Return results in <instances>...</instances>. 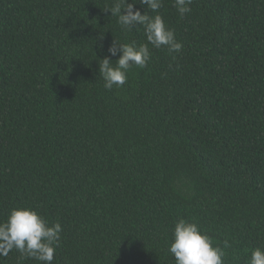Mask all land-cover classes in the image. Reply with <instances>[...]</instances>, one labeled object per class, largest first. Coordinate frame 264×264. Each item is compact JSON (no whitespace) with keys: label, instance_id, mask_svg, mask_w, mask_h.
<instances>
[{"label":"trees","instance_id":"trees-1","mask_svg":"<svg viewBox=\"0 0 264 264\" xmlns=\"http://www.w3.org/2000/svg\"><path fill=\"white\" fill-rule=\"evenodd\" d=\"M113 3L0 0V222L17 207L59 222L52 264H175L183 218L246 264L264 248V0H192L183 16L163 0L181 52L149 44L108 90V47L147 43ZM0 264L43 262L13 249Z\"/></svg>","mask_w":264,"mask_h":264},{"label":"clouds","instance_id":"clouds-1","mask_svg":"<svg viewBox=\"0 0 264 264\" xmlns=\"http://www.w3.org/2000/svg\"><path fill=\"white\" fill-rule=\"evenodd\" d=\"M137 3L146 6L149 11L142 14L135 8ZM191 4L192 0H173V6L181 16L191 11ZM162 5L163 0H114L111 6L105 8L111 12V16L117 17L118 24L125 31H131L136 24L143 26L147 40V43L139 46L134 42L117 44L114 40L108 47L110 55L98 62L106 89L122 87L127 82V73L131 67L147 66L151 59L149 44L157 49L166 47L170 53L181 52L182 42L175 38V33L166 27L159 14ZM116 56L118 59L113 65L110 57ZM61 232L62 225L59 222L49 226L34 209L13 208L7 219L0 222V257H7L11 250L16 249L24 258L52 264L56 251L54 245L59 241ZM227 247H230L227 240L223 248L213 246L211 238L200 230L197 223L181 218L175 222L169 252L175 264H224V248ZM246 264H264V248L253 249Z\"/></svg>","mask_w":264,"mask_h":264}]
</instances>
